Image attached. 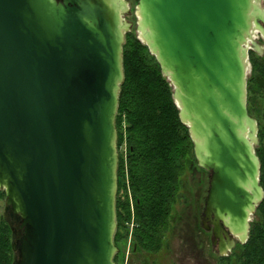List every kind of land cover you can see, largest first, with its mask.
<instances>
[{
    "label": "water",
    "instance_id": "obj_1",
    "mask_svg": "<svg viewBox=\"0 0 264 264\" xmlns=\"http://www.w3.org/2000/svg\"><path fill=\"white\" fill-rule=\"evenodd\" d=\"M127 12L125 0H0V190L20 218L14 264H115ZM136 15L209 173L201 228L228 256L263 200L246 86L264 0H138Z\"/></svg>",
    "mask_w": 264,
    "mask_h": 264
},
{
    "label": "trees",
    "instance_id": "obj_2",
    "mask_svg": "<svg viewBox=\"0 0 264 264\" xmlns=\"http://www.w3.org/2000/svg\"><path fill=\"white\" fill-rule=\"evenodd\" d=\"M249 63L247 111L257 121L258 143L254 149L260 162L263 200L253 214L246 243H237L228 256L219 258L218 264H264V50L262 55L250 51ZM123 71L116 114L119 159L115 264L122 263L128 237L135 255L162 250L179 198L181 177L188 167L196 165L188 128L180 121L172 97V86L134 32L125 35ZM1 199H5L2 190ZM14 235V228L2 218L0 264L16 261Z\"/></svg>",
    "mask_w": 264,
    "mask_h": 264
},
{
    "label": "rangeland",
    "instance_id": "obj_3",
    "mask_svg": "<svg viewBox=\"0 0 264 264\" xmlns=\"http://www.w3.org/2000/svg\"><path fill=\"white\" fill-rule=\"evenodd\" d=\"M125 1L127 2L128 12L123 16V19L131 24L129 32H134L136 37L139 38L135 32L137 22L136 4L138 0ZM253 41L262 48L264 47V42L260 43L255 38ZM208 182L209 173L198 167L197 162L196 165L188 167L181 177L179 198L170 218V226L162 250L157 254L135 255L131 252L130 237H128L123 249L121 264H218L219 258L222 256L218 254V251L212 245L210 233L201 228V214ZM5 201L6 198L0 200V222L3 218L14 228L13 242H15L20 235L17 228L19 220L5 205Z\"/></svg>",
    "mask_w": 264,
    "mask_h": 264
},
{
    "label": "flooded vegetation",
    "instance_id": "obj_4",
    "mask_svg": "<svg viewBox=\"0 0 264 264\" xmlns=\"http://www.w3.org/2000/svg\"><path fill=\"white\" fill-rule=\"evenodd\" d=\"M256 37H255V36ZM258 39V41L260 42V43H262V42H264V36L261 34V32H259V31H254V33H253V39ZM264 48V47H263ZM260 55V54H259ZM19 223V222H18ZM17 226H18V224H17ZM20 231V230H19ZM210 233V232H209ZM210 235H211V233H210ZM211 241H213L212 239H211ZM214 248H216V250H217V245H215L214 246Z\"/></svg>",
    "mask_w": 264,
    "mask_h": 264
},
{
    "label": "bare ground",
    "instance_id": "obj_5",
    "mask_svg": "<svg viewBox=\"0 0 264 264\" xmlns=\"http://www.w3.org/2000/svg\"><path fill=\"white\" fill-rule=\"evenodd\" d=\"M255 36V35H254Z\"/></svg>",
    "mask_w": 264,
    "mask_h": 264
}]
</instances>
